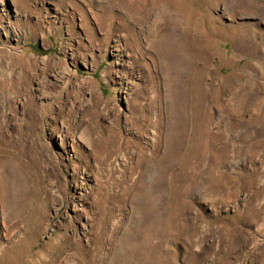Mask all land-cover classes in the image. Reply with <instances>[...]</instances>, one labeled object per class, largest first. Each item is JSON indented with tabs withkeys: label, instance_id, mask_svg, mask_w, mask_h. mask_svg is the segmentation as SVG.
<instances>
[{
	"label": "rangeland",
	"instance_id": "obj_1",
	"mask_svg": "<svg viewBox=\"0 0 264 264\" xmlns=\"http://www.w3.org/2000/svg\"><path fill=\"white\" fill-rule=\"evenodd\" d=\"M0 264H264V0H0Z\"/></svg>",
	"mask_w": 264,
	"mask_h": 264
}]
</instances>
